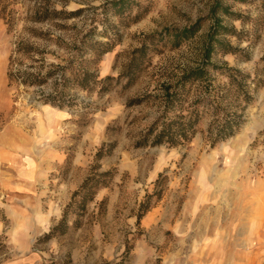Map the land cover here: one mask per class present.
<instances>
[{
    "label": "rangeland",
    "instance_id": "rangeland-1",
    "mask_svg": "<svg viewBox=\"0 0 264 264\" xmlns=\"http://www.w3.org/2000/svg\"><path fill=\"white\" fill-rule=\"evenodd\" d=\"M62 1L68 10L83 7L58 21L65 29L24 19L34 2L60 8ZM107 1L21 0L11 33L0 18V264H264V0H131V16L142 15L128 26L111 12L100 14L99 28L113 26L120 37L92 70L116 77L143 41L150 63L128 87L121 78L101 95L70 89L71 107L41 100L52 81L30 86L8 80L17 40L61 65L64 43L90 26L93 6ZM216 19L214 39L222 44L211 60L253 80L239 127L211 145L206 114L186 144L137 146L159 114L163 84L199 62ZM195 22L198 31L173 46L165 30ZM14 58L13 67L36 64ZM208 74L212 86L226 81L215 69ZM196 94L193 87L190 99ZM87 177L99 183L90 199V192L73 196ZM146 194L149 207L138 218ZM64 214V232L44 237Z\"/></svg>",
    "mask_w": 264,
    "mask_h": 264
},
{
    "label": "trees",
    "instance_id": "trees-1",
    "mask_svg": "<svg viewBox=\"0 0 264 264\" xmlns=\"http://www.w3.org/2000/svg\"><path fill=\"white\" fill-rule=\"evenodd\" d=\"M131 0H110L101 5L92 7V14L89 27L75 35L72 42L67 45V58L63 64L47 63L43 50L33 47L22 40H17L14 48L9 55V67L7 72L8 80L18 81L25 85L42 86L53 82L52 90L40 98L44 103L57 106L59 108L74 104V99L70 96V89L76 88L88 92H97L99 95L110 91L115 83L121 78L124 79V86L132 85L139 74L149 65L150 59L146 55V43L143 41L139 47H136L130 53L125 69L116 77L105 75L100 77L96 70L90 68L91 64H96L103 54L111 50L119 41L120 34L113 27L103 24L99 28V15H106L111 12L117 15L125 26L140 19L142 14L137 12L131 16ZM60 8L51 5L42 6L34 2L27 11L26 19L32 23L52 21L56 22L59 28L65 29L64 23L71 17L78 16L83 7L73 10L65 8V2H61ZM21 0H0V18L5 24L6 33L15 30L20 19L19 5ZM219 20L212 26L208 34L202 56L199 62L183 71L174 81V83L163 84L160 95L161 108L159 114L152 120L146 130L139 136L136 142L137 146L160 145L165 144L169 147L183 145L188 143L196 132L198 123L206 114L210 115L207 124V135L211 140V145L221 141L235 133L239 127L242 118V103L247 104L250 99V74L240 69L228 66L226 63L218 65L211 59V54L215 45L222 42L214 39V33L219 26ZM101 23V22H100ZM32 36H39L40 32L33 27H27ZM199 29L198 22L182 28L181 30L166 29L167 37L170 38L173 46H177L184 40L192 37ZM106 37L101 40L99 37ZM148 39L153 40L155 34H149ZM62 41V40H61ZM230 50H225L229 52ZM40 54L34 57V54ZM33 58L36 64H28L24 68L13 67L15 65L14 57ZM39 62V63H37ZM261 70L264 74V55L261 58ZM210 69H215L218 74L225 77L226 81L213 85L209 77ZM255 82V81H254ZM205 83V84H204ZM253 83V82H252ZM256 85L258 84L255 82ZM211 86L209 88V86ZM195 87L196 97L190 99L191 90ZM196 87H198L196 89ZM210 96H212L210 98ZM140 100H132V103H139ZM103 154L100 148L96 157ZM97 179L87 177L79 188L74 191L73 196L86 195L90 192L88 199L92 196V188L98 186ZM104 183V182H102ZM150 194H146V201L140 204V213L138 218L148 210V201ZM80 201V200H79ZM87 199L81 196V207H84ZM67 227L66 215L64 214L59 222L52 226L44 237H51L57 233H62Z\"/></svg>",
    "mask_w": 264,
    "mask_h": 264
}]
</instances>
